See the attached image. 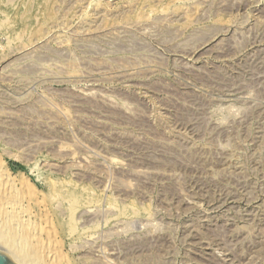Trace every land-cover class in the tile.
<instances>
[{
    "label": "rangeland",
    "instance_id": "rangeland-1",
    "mask_svg": "<svg viewBox=\"0 0 264 264\" xmlns=\"http://www.w3.org/2000/svg\"><path fill=\"white\" fill-rule=\"evenodd\" d=\"M0 170L31 264H264V0H0Z\"/></svg>",
    "mask_w": 264,
    "mask_h": 264
},
{
    "label": "bare ground",
    "instance_id": "bare-ground-1",
    "mask_svg": "<svg viewBox=\"0 0 264 264\" xmlns=\"http://www.w3.org/2000/svg\"><path fill=\"white\" fill-rule=\"evenodd\" d=\"M0 174H3V172L0 170ZM5 174V173H4ZM5 179V178H4ZM2 180V179H1ZM3 182V181H2ZM2 185V184H1ZM7 187V186H6ZM1 188V187H0ZM1 190V189H0ZM4 191H5V189H4ZM1 195V194H0ZM11 199V198H10ZM4 199H2V201H3ZM7 200V199H6ZM13 201V200H12ZM5 202V201H4ZM4 202L3 203H1V206H0V209L2 208V209H6V206H4L3 207V205H5L4 204ZM11 202V201H10ZM8 203H9V201H8ZM14 204H15V201H14ZM7 205V204H6ZM16 205V204H15ZM12 206V205H11ZM19 206V205H18ZM15 207V206H14ZM4 209V210H5ZM21 209V208H20ZM13 210V209H12ZM17 211V210H16ZM5 212V211H4ZM20 212V211H19ZM25 212V211H24ZM17 213V212H16ZM22 213V212H21ZM17 216H18V214H17ZM19 216H21L20 215V213H19ZM15 217V216H14ZM15 219V218H14ZM19 219V218H18ZM21 219V218H20ZM23 219V218H22ZM16 220V219H15ZM21 223V222H20ZM2 240H3V238H2ZM4 242V241H3ZM5 243L7 244L8 243V241L6 242L5 241ZM4 243V244H5ZM5 244V245H6ZM8 245V244H7ZM6 245V246H7ZM12 245H13V243H12ZM6 246L4 247V246H0V248L2 249V251H4L5 253H7L12 259H13V261H15L17 264H31V262L29 261V260H27L26 258H24L23 256L22 257H20V254H19V251L18 250H16V249H13V248H6ZM26 256V255H25ZM31 256V255H30Z\"/></svg>",
    "mask_w": 264,
    "mask_h": 264
},
{
    "label": "water",
    "instance_id": "water-1",
    "mask_svg": "<svg viewBox=\"0 0 264 264\" xmlns=\"http://www.w3.org/2000/svg\"><path fill=\"white\" fill-rule=\"evenodd\" d=\"M0 264H17L13 259L4 251L0 250Z\"/></svg>",
    "mask_w": 264,
    "mask_h": 264
}]
</instances>
